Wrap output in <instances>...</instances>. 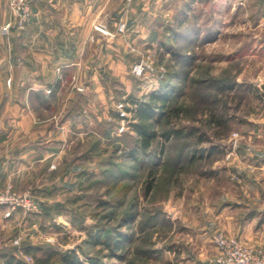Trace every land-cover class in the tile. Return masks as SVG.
I'll use <instances>...</instances> for the list:
<instances>
[{
	"label": "rangeland",
	"instance_id": "obj_1",
	"mask_svg": "<svg viewBox=\"0 0 264 264\" xmlns=\"http://www.w3.org/2000/svg\"><path fill=\"white\" fill-rule=\"evenodd\" d=\"M169 6L172 12L167 17L158 15L152 21L157 33L152 49L122 78L111 77L110 89L103 86L99 102L92 85L87 98L84 85L66 83L53 103L59 111L72 105L77 113L58 112L51 117L50 108L43 110L36 123L41 129L40 149L25 150L22 158L19 148L0 147V159L5 156L3 163L9 168L0 172V189L12 185L19 193L30 194L38 206L37 210L17 209L9 216L0 206V255L14 251L26 264H35L34 255L46 257L57 250L60 255L75 251L85 264L91 259L109 264H170L185 245L191 252L204 243L214 245L217 230L239 236L224 229L219 215L228 203L235 227L240 216L236 201L250 186L240 174L245 166L233 161L232 153L241 141L256 137L253 129L263 116L264 0L195 4L171 0ZM100 23L95 27L105 33L98 28ZM138 63L145 65L141 73ZM169 69L178 72L174 82L179 92L156 126L160 133L175 129L182 133L168 139L159 135L147 153L131 157L128 153L136 139L132 123L137 104L133 102L160 89ZM175 105L180 107L178 114ZM85 107L89 112L95 109L94 114H81ZM15 108L2 102L0 125L17 129L20 117L16 111L10 114ZM214 113L226 124L214 123ZM9 137L15 139L16 134ZM97 141V149L88 154ZM210 147L215 148L213 154L190 164L194 151L203 149L207 154ZM53 149L59 150L53 162L38 160ZM16 155L20 160L10 166ZM151 172L155 184L148 194ZM129 207L136 216L123 225ZM97 228L111 232L121 228L131 236L121 250L123 258L107 257L109 249L91 242ZM215 249L210 251L216 254ZM58 257L55 264H63Z\"/></svg>",
	"mask_w": 264,
	"mask_h": 264
},
{
	"label": "crops",
	"instance_id": "obj_2",
	"mask_svg": "<svg viewBox=\"0 0 264 264\" xmlns=\"http://www.w3.org/2000/svg\"><path fill=\"white\" fill-rule=\"evenodd\" d=\"M170 4L171 0H34L31 15L20 26L10 0H0V105L3 101L14 104L16 110L10 114L16 111L20 117L17 129L0 125V147L19 148L17 153L20 151L22 158L25 150L40 149L41 129L36 123L43 110L50 108L51 117L58 112L61 115L77 113L72 105L66 104L59 111L53 103L59 88L66 83L84 85L82 93L87 98L92 94L86 93L92 85L93 97L99 102L103 98V86L108 85L110 89L111 77L122 78L129 67L152 49L157 35L152 21L158 15L167 17L172 12L168 8ZM122 20L128 24L124 32L119 30ZM99 22L107 23L109 32L96 29ZM88 110L85 107L80 113L92 116L95 109ZM262 115L253 129L256 137L241 141L232 153L233 161L245 166V169L241 167V176L250 181L242 195L244 198L235 204L236 210H240L236 226L233 227L228 203L223 204L225 207L219 215L225 230L251 244L261 245L264 244V111ZM14 134L15 139L9 137ZM59 150L53 149L38 160L46 159L50 164ZM4 159H0V172L6 173L9 168ZM15 160H20L18 155L10 166ZM64 163L66 169L67 162ZM215 248V243H204L199 251L191 252L185 245L184 251L170 264H215L211 260Z\"/></svg>",
	"mask_w": 264,
	"mask_h": 264
},
{
	"label": "trees",
	"instance_id": "obj_3",
	"mask_svg": "<svg viewBox=\"0 0 264 264\" xmlns=\"http://www.w3.org/2000/svg\"><path fill=\"white\" fill-rule=\"evenodd\" d=\"M168 75L161 81L160 83V89L152 91L147 97L142 98L141 100H135V102H132L134 104H137L136 109L133 108L135 111V118L136 121L132 123V129L136 133V139H135V145L129 151V156L134 157L139 154L147 153L149 149L152 148L154 142L157 140L159 135L165 136L166 139L170 138L173 134L178 136L182 133L181 129H175V130H168L166 132L160 133L156 122H158L159 117H165V114H167L168 109L173 106V102L176 99L175 96H177L179 92V87L176 85V82H174L175 77L177 76V71L174 69H169ZM173 73V74H172ZM233 87V84L230 85ZM131 99V97H129ZM173 110L176 114L179 113L180 107L175 105ZM128 109H131V107H127ZM119 116V114L117 113ZM213 121L217 125L226 124L225 120L221 115H217V113L213 114ZM99 145V141L94 143V145H90L87 149V153L90 154L94 149H97ZM166 145L165 143L162 144V149L165 150ZM215 148L210 147L207 151V154L203 151V149H200V151H194V154L192 155L190 164L195 163V161L199 158H203L205 155L213 154L215 152ZM98 154V153H97ZM102 165V164H101ZM155 173L151 172L150 180L147 183V189L146 193H151L154 184H155ZM82 189H86L87 185H82ZM136 216V213L131 210V207L127 211H125V217L123 225L129 224L132 218ZM96 228V225L91 227V233ZM131 237V236H130ZM128 233L124 230H121V228L117 230H111L109 229H96L95 232L92 234V240L91 242L95 244H101L104 245L107 249H109L108 253H106L105 256L107 257H121L123 258V255L121 254V250H123L127 244V240L130 241ZM26 252H31V247L26 248ZM118 254V255H117ZM59 255L57 259H60V261L63 264H85L83 259L79 255L76 254L75 251H70L67 253H63L60 255V252L57 250L50 251L46 257H40L37 255H32L35 259V264H55V256ZM0 259L2 260V264H26L23 259L18 257V255L13 251L11 252H3L0 255ZM89 264H109L103 259L97 260V259H91ZM115 264V263H113ZM138 264V263H134Z\"/></svg>",
	"mask_w": 264,
	"mask_h": 264
},
{
	"label": "built area",
	"instance_id": "obj_4",
	"mask_svg": "<svg viewBox=\"0 0 264 264\" xmlns=\"http://www.w3.org/2000/svg\"><path fill=\"white\" fill-rule=\"evenodd\" d=\"M34 0H10V7L16 15L19 25L23 26L32 13V3ZM132 2L134 0H126ZM9 24L4 28H8ZM98 28L105 33L107 27L104 23H100ZM127 21L122 20L119 25L120 31H125ZM138 73L145 69L143 63H138ZM122 116L126 115L122 110ZM236 146V142L234 143ZM0 206H4L6 215L9 216L13 211L20 208L28 210H37L38 206L30 196V194L19 193L12 185L4 189H0ZM214 242L217 247L215 256L211 259L215 264H264V245L251 244L244 241L241 237L226 233L224 230H217L214 235Z\"/></svg>",
	"mask_w": 264,
	"mask_h": 264
}]
</instances>
